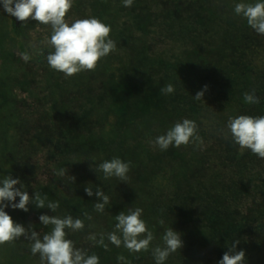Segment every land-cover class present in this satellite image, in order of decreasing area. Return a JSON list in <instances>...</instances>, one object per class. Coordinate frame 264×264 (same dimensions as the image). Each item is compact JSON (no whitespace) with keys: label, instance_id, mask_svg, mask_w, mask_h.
Listing matches in <instances>:
<instances>
[{"label":"rangeland","instance_id":"rangeland-1","mask_svg":"<svg viewBox=\"0 0 264 264\" xmlns=\"http://www.w3.org/2000/svg\"><path fill=\"white\" fill-rule=\"evenodd\" d=\"M178 2L74 0L68 22L98 18L111 27L116 50L94 72L69 78L47 63L51 27L18 21L17 34L15 17L0 4V181L8 159L10 177L20 181L14 187L59 203L55 212L32 204L27 212L4 210L41 238L52 228L41 224L42 214L84 220L85 228L66 230V238L99 264H120V255L130 264H155L152 249L165 246L169 228L183 247L165 264H218L236 240L245 264H264V159L240 148L227 128L239 115L264 116V35L234 12L235 4L257 0H182L187 6L177 10ZM168 84L172 94L161 92ZM253 90L260 102L243 104L240 94ZM183 119L196 123L199 140L165 151L155 146ZM113 157L130 162L127 181L96 171ZM97 187L110 199L103 213L94 210ZM136 208L154 235L149 251L130 253L106 236L105 250L87 239L114 231L115 216ZM31 245L21 237L8 255L17 264H40Z\"/></svg>","mask_w":264,"mask_h":264},{"label":"clouds","instance_id":"clouds-1","mask_svg":"<svg viewBox=\"0 0 264 264\" xmlns=\"http://www.w3.org/2000/svg\"><path fill=\"white\" fill-rule=\"evenodd\" d=\"M74 0H0L3 10L10 16L15 17L23 24L28 21H36L42 25L51 27L52 34L46 44L54 51L46 56L47 63L52 70L63 73L65 78L73 77L83 71L94 72L100 61L116 50L115 42L109 38L111 27L101 22L98 18L76 19L69 23L66 19L68 12L73 6ZM134 0H123L125 7H131ZM235 14L246 19L257 34L264 35V0L251 3H237L234 7ZM24 62L30 60L28 53H20ZM207 86H205V89ZM175 91L172 84L161 89L164 94H172ZM204 91H199L195 99H202ZM245 103L258 104L260 98L255 95V90L243 94ZM227 128L233 141L242 149H248L260 159H264V116L252 117L239 115L230 118ZM199 140L197 125L194 121L183 119L169 129L166 134L160 135L155 140V146L160 150H168L170 146L180 147L188 145L192 139ZM96 171H101L104 178L117 177L121 181L129 179L127 173L130 171V162H124L120 158L113 157L111 160L102 162ZM63 175V170L59 173ZM75 180V177H73ZM19 179L10 176L0 181V245L12 244L15 240L23 237L32 241V255L39 254L40 264H99V257L95 254L88 255L83 249L74 247L72 240L67 239L66 230L72 232L82 231L85 228L84 220L67 215L63 218L54 215L42 214L39 221L44 226L51 225V231L41 234L32 230L30 225L27 229L13 221L12 217L5 212L6 207L20 209L27 212L28 205L36 208H48L55 212L59 207L58 202L47 201V197H41L35 193L30 197L27 191L14 187L19 184ZM85 193L91 197V187H85ZM95 196L99 202L94 204V210L100 213L105 211V206L110 203L109 196L100 187H97ZM19 197V202L14 203ZM47 201V202H46ZM143 209H129L128 214L121 211L115 216V230L107 234L92 233L87 237L94 245L108 250L107 240L116 247L123 245L130 253L147 252L154 239L141 218ZM84 217L91 220L92 217L85 212ZM119 233V234H118ZM162 240L164 247L152 249L155 264H165L170 254L175 253L183 247L181 234L173 228L164 233ZM238 240L234 241L224 252L218 264H245V252L236 251ZM120 264H130L123 255L117 257Z\"/></svg>","mask_w":264,"mask_h":264},{"label":"trees","instance_id":"trees-1","mask_svg":"<svg viewBox=\"0 0 264 264\" xmlns=\"http://www.w3.org/2000/svg\"><path fill=\"white\" fill-rule=\"evenodd\" d=\"M179 1L178 2V5L179 7L177 8V10H179L180 8L184 7L183 4L185 5L186 3L183 2L182 3V0H177ZM252 1V0H251ZM258 2V0H257ZM141 3V2H140ZM138 3L137 5L138 6V9H140V14H143L145 16V14H149L150 10L144 6L143 4H140ZM187 6V5H185ZM15 20L13 21V29H14V32L19 34L20 32V29H21V25L20 24H17L18 20L16 18H14ZM238 81H236V85H238ZM237 87V86H236ZM240 86H238L239 88ZM243 89V88H241ZM245 93V91L242 92V94H240V97H242L240 99V101L245 104V105H248L249 103H245L244 99H243V94ZM136 108V107H135ZM62 111H64V109H62ZM0 118H1V115H0ZM11 161L10 160H5L3 163H2V168H3V179L7 178L8 176L11 175L12 173V167H11ZM13 221L17 223V219L13 216H11ZM13 244V243H12ZM12 244H5V245H0V264H17L15 263L12 258L8 255V252L10 250V247L12 246ZM18 264H23L21 261H19Z\"/></svg>","mask_w":264,"mask_h":264},{"label":"bare ground","instance_id":"bare-ground-1","mask_svg":"<svg viewBox=\"0 0 264 264\" xmlns=\"http://www.w3.org/2000/svg\"><path fill=\"white\" fill-rule=\"evenodd\" d=\"M203 15V14H202ZM204 15H206V14H204ZM188 21V20H187ZM264 38V37H263ZM27 166V165H26ZM43 168V167H42Z\"/></svg>","mask_w":264,"mask_h":264}]
</instances>
